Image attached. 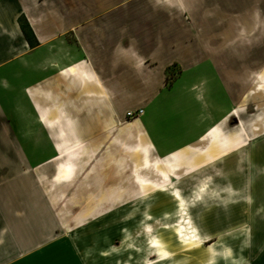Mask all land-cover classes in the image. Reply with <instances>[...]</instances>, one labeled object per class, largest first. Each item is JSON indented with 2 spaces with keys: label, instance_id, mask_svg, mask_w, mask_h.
<instances>
[{
  "label": "crops",
  "instance_id": "obj_1",
  "mask_svg": "<svg viewBox=\"0 0 264 264\" xmlns=\"http://www.w3.org/2000/svg\"><path fill=\"white\" fill-rule=\"evenodd\" d=\"M127 147L251 197L195 264H264V0H0V264H90Z\"/></svg>",
  "mask_w": 264,
  "mask_h": 264
},
{
  "label": "rangeland",
  "instance_id": "obj_2",
  "mask_svg": "<svg viewBox=\"0 0 264 264\" xmlns=\"http://www.w3.org/2000/svg\"><path fill=\"white\" fill-rule=\"evenodd\" d=\"M253 80L257 81L254 77ZM124 153L123 188L107 189L108 197L121 192L123 204L116 210L115 206H107L108 212H118L117 220L101 226L98 221L91 222L90 248L81 254L85 260L90 264H195L212 260L223 238L201 235L218 228L208 230L202 218L214 209L228 207L231 201L249 202L247 191L241 195L237 189L227 187L228 179L222 173L212 172L211 167L179 171L175 165L150 161L136 148H124ZM162 172L167 174V179ZM107 178L109 187L117 175L108 173ZM143 179L148 182L146 185H142ZM222 184L225 187H219ZM175 192L179 193V199ZM159 198L169 204L157 205ZM97 207L92 205V212ZM257 209L253 208V214ZM253 221L240 222L235 226L236 232L247 230ZM239 239L242 242L243 237Z\"/></svg>",
  "mask_w": 264,
  "mask_h": 264
},
{
  "label": "trees",
  "instance_id": "obj_3",
  "mask_svg": "<svg viewBox=\"0 0 264 264\" xmlns=\"http://www.w3.org/2000/svg\"><path fill=\"white\" fill-rule=\"evenodd\" d=\"M19 26H20V29H21V31H22L24 37L26 38L28 44H31L30 38H29V36L27 35V33H26L25 29H24V24H23V22H22L21 20H19Z\"/></svg>",
  "mask_w": 264,
  "mask_h": 264
},
{
  "label": "built area",
  "instance_id": "obj_4",
  "mask_svg": "<svg viewBox=\"0 0 264 264\" xmlns=\"http://www.w3.org/2000/svg\"><path fill=\"white\" fill-rule=\"evenodd\" d=\"M138 114H140V110L139 109H137V110H135L133 112H126L127 116H136Z\"/></svg>",
  "mask_w": 264,
  "mask_h": 264
},
{
  "label": "bare ground",
  "instance_id": "obj_5",
  "mask_svg": "<svg viewBox=\"0 0 264 264\" xmlns=\"http://www.w3.org/2000/svg\"><path fill=\"white\" fill-rule=\"evenodd\" d=\"M199 195H200V194H199ZM175 197L178 198V197H180V196H179V195H176Z\"/></svg>",
  "mask_w": 264,
  "mask_h": 264
}]
</instances>
